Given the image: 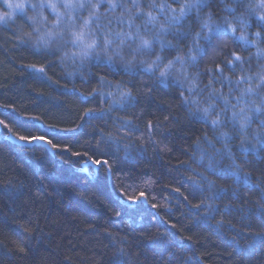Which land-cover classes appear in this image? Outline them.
<instances>
[{"label": "trees", "instance_id": "1", "mask_svg": "<svg viewBox=\"0 0 264 264\" xmlns=\"http://www.w3.org/2000/svg\"><path fill=\"white\" fill-rule=\"evenodd\" d=\"M15 43L12 29L0 26V119L9 124L0 126V264H264V144L242 157L251 175L218 168L211 174L217 184L188 183L175 158L192 134L190 125L179 120L166 129L153 125L154 135L175 149L168 158L158 150L101 140L92 125L102 115L81 120L84 97L57 77L52 79L59 84H50L26 70L46 62ZM142 106L157 117L168 112L154 100ZM17 132L47 136L61 147L49 145V151L5 139ZM93 159L107 160L109 175L104 163L82 172V163ZM149 176L159 178V187H143ZM139 191L148 193V202L127 199ZM165 195L168 210L151 206L152 196ZM205 199L211 204L207 211L192 206Z\"/></svg>", "mask_w": 264, "mask_h": 264}, {"label": "clouds", "instance_id": "2", "mask_svg": "<svg viewBox=\"0 0 264 264\" xmlns=\"http://www.w3.org/2000/svg\"><path fill=\"white\" fill-rule=\"evenodd\" d=\"M261 16L264 0H0V26L46 62L51 80H45L57 77L72 94L83 92L102 115L92 125L99 139L168 158L175 149L154 135L153 125H190L175 162L197 185L217 184L211 174L218 168L251 175L242 157L264 144ZM145 100L168 112L149 115ZM132 103L137 110H126ZM132 125L145 131L136 134ZM157 179L149 176L143 187H159ZM151 199L170 208L167 195ZM197 203L211 207L206 199Z\"/></svg>", "mask_w": 264, "mask_h": 264}, {"label": "snow or ice", "instance_id": "3", "mask_svg": "<svg viewBox=\"0 0 264 264\" xmlns=\"http://www.w3.org/2000/svg\"><path fill=\"white\" fill-rule=\"evenodd\" d=\"M12 2H16V3H19V0H8V3L11 4ZM260 19H264V16H261ZM229 28L231 29V31L234 33L235 32V28H232L231 26H229ZM13 37V35H12ZM21 44L19 42H16L14 44V47H20ZM234 57L238 60L240 59V56L238 53H233ZM25 69H31L32 72H35V73H39L40 76L43 78V79H47V80H51V77H49L47 75V66L41 64V65H36V64H29V65H26L25 66ZM52 83H56V84H59L58 81H53L52 80ZM63 87H66V85H63ZM79 96H83L84 97V101H80L81 104L83 105V111H82V115L80 116L81 120H83L86 116L90 115L91 113H93L95 111V109L93 107H90L89 106V103H87L86 101H88V96L85 95L83 92L79 93ZM6 119H0V126H3L4 128L8 129L9 128V124L6 123ZM29 119H36V120H39V117H29ZM49 126H53V127H56V125H49ZM149 126H151V122L149 121ZM66 130H74V129H66ZM11 131V129H10ZM14 139L20 141L21 143H27V144H33V143H47L48 145H50L54 150L57 149V148H60L61 146L59 145H56L52 142V140L47 137V136H40V135H22L20 133H14ZM66 150V149H65ZM91 159V158H90ZM92 162L94 164H96L97 166L100 164V163H104L105 165H107V168L108 170L110 171L111 170V165L108 163L107 160H101V161H97L95 159L92 160ZM173 191L175 192H181V189L180 188H176V187H173L172 188ZM127 199L131 202H138L140 199H144L146 202H148V193L145 192V191H139L137 193H135L134 195H128L127 196ZM185 199H187V197H185ZM153 208H159L160 205L159 204H156V203H153L151 205ZM193 207H196V208H199L201 207V204L199 203H196V204H193L192 205ZM171 227L175 228L177 227L176 224H171ZM188 239H191V237H187ZM17 250L21 253L25 252V249L23 246H21L20 244H18L17 246Z\"/></svg>", "mask_w": 264, "mask_h": 264}, {"label": "water", "instance_id": "4", "mask_svg": "<svg viewBox=\"0 0 264 264\" xmlns=\"http://www.w3.org/2000/svg\"><path fill=\"white\" fill-rule=\"evenodd\" d=\"M5 139L9 140L10 142L16 143L18 145H25V144H27V143H21L20 141L14 139V136L11 135V134L10 135H6L5 136ZM34 144H36V145H42L45 148H47L49 151H51V149H50V147H49V145L47 143H39V142H37V143H34ZM88 166H92L93 168H96L97 167L92 161H86V162L82 163V169H81V171L84 172V173H86ZM107 173L109 175V170H107ZM141 200L144 201V199H141Z\"/></svg>", "mask_w": 264, "mask_h": 264}, {"label": "rangeland", "instance_id": "5", "mask_svg": "<svg viewBox=\"0 0 264 264\" xmlns=\"http://www.w3.org/2000/svg\"><path fill=\"white\" fill-rule=\"evenodd\" d=\"M17 14H19V15L22 14L23 16L25 15L24 12L20 11V10L17 11Z\"/></svg>", "mask_w": 264, "mask_h": 264}]
</instances>
